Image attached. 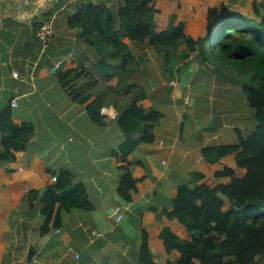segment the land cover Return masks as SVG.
Listing matches in <instances>:
<instances>
[{"label":"crops","instance_id":"1","mask_svg":"<svg viewBox=\"0 0 264 264\" xmlns=\"http://www.w3.org/2000/svg\"><path fill=\"white\" fill-rule=\"evenodd\" d=\"M213 1L153 0L154 17L168 19L176 14L175 25L182 22L185 33L194 39L205 37L206 12L216 5ZM122 3L0 0V113L11 106L16 124L33 123L31 139L23 149L13 151L15 161L0 168V264H143L139 258L144 236L156 264H176L180 252H167L163 230L185 240L191 236L183 225L167 224L164 216H158L172 209L178 186L185 182L190 187L227 184L230 177L214 175L225 167L234 169L238 177L245 173L236 166V152L216 162L206 161L202 154L204 146L230 140L235 128L248 134L255 123L243 95H236L235 87L229 92L231 82L195 61L194 54L180 60L170 72L163 54L123 39L135 56L131 67L136 69L129 73L128 81L147 92L139 104L164 113L154 129V141L138 143L124 159L120 154L127 150L122 144L125 135L117 124L123 96L112 100L108 94L100 111L101 124L90 118L87 109L96 93L81 104L60 84V71L83 64L93 71L94 78H80L86 79L81 89L107 92L103 73L90 62L100 54L86 42L83 22L75 23V16L82 7L93 4L104 25L107 10L115 13ZM44 22H50L52 34L42 43L35 32ZM179 48L185 49V45ZM59 61L60 71L53 72ZM192 66L189 83L180 88L181 76ZM201 72L209 74V84L203 83ZM187 96L188 104L184 101ZM12 101L17 106L13 107ZM125 167L136 180L128 202L117 193ZM60 168L72 172L73 183L86 187L93 208L64 211L62 225L41 235V203L34 201L30 206L27 193L45 190L55 182L47 170ZM116 206L122 207L119 221L115 219ZM92 231L102 234L96 236Z\"/></svg>","mask_w":264,"mask_h":264},{"label":"trees","instance_id":"2","mask_svg":"<svg viewBox=\"0 0 264 264\" xmlns=\"http://www.w3.org/2000/svg\"><path fill=\"white\" fill-rule=\"evenodd\" d=\"M221 8L225 9L226 4L207 9L206 36L194 39L185 33L182 22L175 25L176 14L168 19L154 17L157 10L153 8V0H123L115 13L107 10L104 25L98 20L99 8L88 4L79 10L75 23L83 22L81 30L87 34L86 42L100 54L99 58L91 57L90 62L92 68L103 73L107 92L81 89L86 79L80 78H94L93 71L83 64L59 73L60 84L68 87L73 100L82 104L96 93L87 109L90 118L97 123L103 122L100 111L108 94L112 100L117 95L123 96L117 124L125 135L122 144L127 150L121 151V159L138 143L154 141V129L164 115L160 109H145L139 104L147 97V92L142 86L128 81L129 73L136 69L131 67L135 56L124 38L163 54L164 66L170 72L180 60L194 54L195 61L212 68L213 73L223 75L231 84L233 82L235 89L243 95L252 113L254 128L248 134L235 128L230 140L206 145L202 154L206 161L216 162L222 156L236 152V166L244 168L245 173L238 177L234 169L225 167L214 175L230 177L227 184L209 186L203 183L190 187L188 182L182 183L177 188L172 209L164 210L158 216L159 219L164 216L167 224L183 225L191 236L185 240L168 229L163 230L161 235L167 252L173 249L180 252L176 264H264V0L253 1L251 15L237 11L222 13ZM182 45L185 49L181 50ZM136 133L140 135L134 139ZM0 134L2 168L14 162L13 151L23 149L31 139L33 123L16 124L12 107L8 106L0 113ZM47 172L56 176L55 182L42 192L31 189L27 193L30 206L34 201L41 203V235L62 225L64 211L93 208L86 187L82 183H73L70 170L48 169ZM135 181L131 170L125 167L117 187L118 195L125 202L131 199L130 190L135 187ZM225 199L230 205L228 210L223 208ZM139 260L143 264H156L145 236Z\"/></svg>","mask_w":264,"mask_h":264},{"label":"rangeland","instance_id":"3","mask_svg":"<svg viewBox=\"0 0 264 264\" xmlns=\"http://www.w3.org/2000/svg\"><path fill=\"white\" fill-rule=\"evenodd\" d=\"M204 3L208 2V0H203ZM253 1H257V0H237L234 2H229L228 0H214V4H216L215 6H219L221 3L226 4V8L220 10V12L222 13H226L227 11H237L241 14L244 15H251V10H252V4ZM208 22H207V26H208ZM206 26V27H207ZM97 57L99 58V55L97 54ZM175 57V56H174ZM173 57L172 61L175 60V58ZM204 67V66H203ZM202 76L200 77L204 82V84H209L210 83V77L209 74H207L206 72H201ZM195 84V82H194ZM201 84V83H197V86ZM234 87V84L232 82V86L231 89ZM229 88V92L231 90ZM240 93H237L236 95H239ZM229 205V203L227 201H225L223 208L225 207V209L227 208V206Z\"/></svg>","mask_w":264,"mask_h":264},{"label":"built area","instance_id":"4","mask_svg":"<svg viewBox=\"0 0 264 264\" xmlns=\"http://www.w3.org/2000/svg\"><path fill=\"white\" fill-rule=\"evenodd\" d=\"M52 34V26L50 24V22H44L42 23L37 29H36V32H35V37L36 39L39 41V42H46L48 37ZM60 65H61V61L57 62L55 67L56 68H60ZM15 76H17L16 73H13ZM172 85H176V82L175 81H172L171 82ZM184 101L185 103H189V97H185L184 98ZM11 105L13 107L17 106V103L15 101H12L11 102ZM53 180L55 181L56 180V176H53ZM121 210H122V207L121 206H116L114 208V214L116 215L115 216V219L117 221H119L122 217V213H121ZM93 235H96V236H101L102 233L100 232H96V231H92L91 232ZM76 257H78V253L76 254ZM43 264H52L51 262H44Z\"/></svg>","mask_w":264,"mask_h":264},{"label":"water","instance_id":"5","mask_svg":"<svg viewBox=\"0 0 264 264\" xmlns=\"http://www.w3.org/2000/svg\"><path fill=\"white\" fill-rule=\"evenodd\" d=\"M52 71H60L59 68L56 69H52ZM192 71H193V66L190 67L180 78V82H179V87L183 88L184 86H186L189 83V79L192 75ZM111 211V210H110Z\"/></svg>","mask_w":264,"mask_h":264}]
</instances>
